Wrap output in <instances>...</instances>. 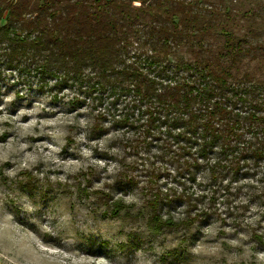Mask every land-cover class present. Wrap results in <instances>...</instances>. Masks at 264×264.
Returning a JSON list of instances; mask_svg holds the SVG:
<instances>
[{
    "label": "trees",
    "instance_id": "obj_1",
    "mask_svg": "<svg viewBox=\"0 0 264 264\" xmlns=\"http://www.w3.org/2000/svg\"><path fill=\"white\" fill-rule=\"evenodd\" d=\"M6 69L109 99L90 134L117 131L110 191L145 173L148 224L235 223L264 197L263 0H0Z\"/></svg>",
    "mask_w": 264,
    "mask_h": 264
},
{
    "label": "rangeland",
    "instance_id": "obj_2",
    "mask_svg": "<svg viewBox=\"0 0 264 264\" xmlns=\"http://www.w3.org/2000/svg\"><path fill=\"white\" fill-rule=\"evenodd\" d=\"M108 101L93 103L75 87L4 71L0 264H264V197L252 199L239 222L159 227L147 223L145 173L137 187L110 191L123 167L102 153H122L117 131L90 134ZM155 162L173 174L169 159ZM104 194L123 197L128 207L106 216ZM238 196L249 200L247 190Z\"/></svg>",
    "mask_w": 264,
    "mask_h": 264
}]
</instances>
